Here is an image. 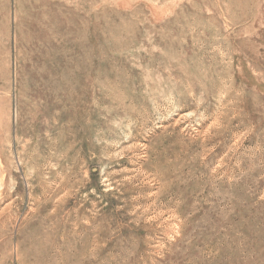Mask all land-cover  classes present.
Returning a JSON list of instances; mask_svg holds the SVG:
<instances>
[{"label": "rangeland", "instance_id": "obj_1", "mask_svg": "<svg viewBox=\"0 0 264 264\" xmlns=\"http://www.w3.org/2000/svg\"><path fill=\"white\" fill-rule=\"evenodd\" d=\"M0 264H264V0H0Z\"/></svg>", "mask_w": 264, "mask_h": 264}]
</instances>
